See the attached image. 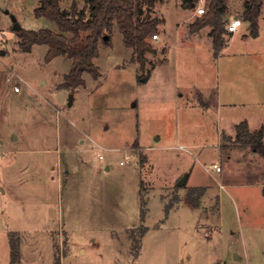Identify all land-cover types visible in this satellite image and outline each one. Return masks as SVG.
Segmentation results:
<instances>
[{"label":"rangeland","instance_id":"374dc122","mask_svg":"<svg viewBox=\"0 0 264 264\" xmlns=\"http://www.w3.org/2000/svg\"><path fill=\"white\" fill-rule=\"evenodd\" d=\"M74 1L88 11L87 0L61 8ZM228 1L226 28L242 27L217 59L179 41L203 3L162 0L144 71L114 25L100 77L67 89L72 60L46 62L44 45L23 52L13 28L15 17L57 32L35 17L40 1L0 0V264L13 244L15 264H264V161L221 135L213 108L228 105L229 125L264 123V7L253 38L243 1ZM207 28L193 36L212 44Z\"/></svg>","mask_w":264,"mask_h":264},{"label":"trees","instance_id":"16d2710c","mask_svg":"<svg viewBox=\"0 0 264 264\" xmlns=\"http://www.w3.org/2000/svg\"><path fill=\"white\" fill-rule=\"evenodd\" d=\"M157 1L162 0H87V9H81L74 1L69 11L61 8V0H40L34 11L36 18H45L55 23L58 31L41 29L38 31L21 29L17 32L19 46L23 52L30 53L35 45L47 47L45 61L51 62L57 57L72 60L70 73L65 77L64 87L76 89L84 86L83 75L90 74L93 78L100 77L94 60L99 56L101 44L110 42L112 28L117 26L123 37V43L133 52V60L137 61L142 71L145 70L147 53L154 49L148 42L149 36L158 31L162 22L152 17L150 10ZM202 0H183L184 9H194ZM244 4L243 19L249 23L250 36L259 37V20L264 7V0H242ZM146 2L149 11L143 16L142 6ZM205 14L191 26L192 32L209 27L212 39L213 54L218 58L226 46L225 36L229 33L227 15L228 0H204ZM108 37L105 40V37ZM150 78L147 73L146 80ZM264 128L250 131L246 121L236 127L235 144L241 149H250L264 158ZM170 207H167L169 212ZM141 219L145 220V211L141 210ZM12 264L18 262L19 253L16 244L12 245Z\"/></svg>","mask_w":264,"mask_h":264},{"label":"crops","instance_id":"0c3cea01","mask_svg":"<svg viewBox=\"0 0 264 264\" xmlns=\"http://www.w3.org/2000/svg\"><path fill=\"white\" fill-rule=\"evenodd\" d=\"M40 1V0H39ZM39 5H40V2H39ZM39 5H38V7H39ZM37 8V7H36ZM35 8V9H36ZM195 9V8H194ZM190 23V22H189ZM188 23V24H189ZM185 24L186 23H184V24H182V22H180V26L178 27V29H179V34H180V36H179V41H180V43L183 45V46H185V47H187V48H191V49H195V50H202V49H207L208 51H210V52H212L213 53V46H212V44L211 43H208V44H206V43H203V42H201V40H199L197 37H195V36H193V34L194 35H198V36H200L199 35V33L198 32H194V33H192L191 31L189 32V28H188V24H186V26H185ZM242 27V26H241ZM208 30H207V36L209 37V32H210V28L208 27L207 28ZM239 30V29H238ZM233 34H235V33H233ZM210 38V37H209ZM160 39H161V37H160ZM160 39H158V41L160 40ZM211 39V38H210ZM212 40V39H211ZM36 46V45H35ZM34 46V47H35ZM226 48V47H225ZM33 49V48H32ZM57 58H59V57H57ZM217 59V58H216ZM202 95H203V93H201ZM213 95H214V97L213 98H218V95H217V93L215 94V93H213ZM214 109H216V112H215V114H216V116H217V118L219 119V121H221V125H220V127H221V135L222 134H224V133H226V134H228V135H231V136H236V127H237V125H239L241 122H243V121H246L247 123H248V126H249V129H250V131H252V132H254V131H256V130H259L260 128H264V123L261 121L262 119L260 118V119H258L257 117H258V114H254V115H251L250 117H247V118H245V119H238L237 121H235L234 123H233V125H229L228 123H227V118L229 117V112H228V110H227V108H228V105H226V104H223V103H220L219 105H217V104H215V106L213 107ZM259 109V107H257V106H255V109H254V111L256 110V109ZM233 109V108H232ZM227 126H229V127H227ZM225 127V128H224ZM223 136V135H222ZM222 138V137H221ZM159 140V139H158ZM263 142H264V139H263ZM221 145H222V143H221ZM220 145V146H221ZM180 147H183V146H180ZM245 151V150H244ZM250 152H251V155H253V156H256V157H259L262 161H264V158L263 157H261L260 155H258L257 153H255V152H253L252 150H249ZM252 163V162H251ZM264 163V162H263ZM108 169V168H107ZM222 170V169H221ZM179 177H181V176H179ZM178 177V178H179ZM183 177V176H182ZM181 177V178H182ZM180 178V179H181ZM186 178H188V175H187V177ZM179 179V180H180ZM178 180V181H179ZM187 184V179H186V183H185V185ZM184 185V186H185ZM183 186V187H184Z\"/></svg>","mask_w":264,"mask_h":264},{"label":"built area","instance_id":"2783aa9c","mask_svg":"<svg viewBox=\"0 0 264 264\" xmlns=\"http://www.w3.org/2000/svg\"><path fill=\"white\" fill-rule=\"evenodd\" d=\"M200 3H203V5L201 6L200 9L197 10L198 14L199 15H203L205 14L206 10H205V3H204V0H202ZM242 26V21L241 20H233L228 26H227V30L229 33H236L238 31V29ZM154 39L157 40L158 39V36L155 35L154 36ZM16 91H19L18 88H16ZM100 159H102L103 157L100 156L99 157ZM216 168L217 171H220V168L217 167L216 165L214 166Z\"/></svg>","mask_w":264,"mask_h":264},{"label":"water","instance_id":"95a60500","mask_svg":"<svg viewBox=\"0 0 264 264\" xmlns=\"http://www.w3.org/2000/svg\"><path fill=\"white\" fill-rule=\"evenodd\" d=\"M12 20H13V22H14V26H13L14 31H15V32L20 31V30L22 29V26L20 25V23L17 21V19H16L15 17H13ZM107 38H108V37L106 36V37H105V40H106ZM73 101H74V96H73V95H70V104H72ZM186 179H187L186 176L183 177V178L180 180V182L178 183V186H179V187H183V186L185 185V183H186Z\"/></svg>","mask_w":264,"mask_h":264}]
</instances>
